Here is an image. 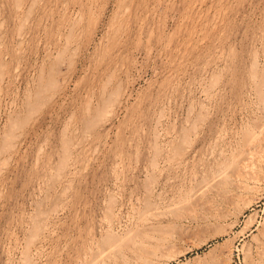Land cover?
<instances>
[{
	"label": "rangeland",
	"instance_id": "1",
	"mask_svg": "<svg viewBox=\"0 0 264 264\" xmlns=\"http://www.w3.org/2000/svg\"><path fill=\"white\" fill-rule=\"evenodd\" d=\"M0 28V264H264V0H0Z\"/></svg>",
	"mask_w": 264,
	"mask_h": 264
},
{
	"label": "bare ground",
	"instance_id": "2",
	"mask_svg": "<svg viewBox=\"0 0 264 264\" xmlns=\"http://www.w3.org/2000/svg\"><path fill=\"white\" fill-rule=\"evenodd\" d=\"M91 8V7H90ZM1 29V28H0ZM63 51V50H62ZM66 51H68L67 49H66ZM208 89V88H207ZM206 93V92H205ZM89 106V105H88ZM89 110V109H88ZM88 112V111H87ZM161 112V111H160ZM89 117V116H88ZM165 117V116H164ZM162 118V117H161ZM261 120V119H260ZM157 121V120H156ZM160 121V120H159ZM70 122V121H69ZM97 128V127H96ZM259 128L261 129V131L263 132V134H264V120H263V122L259 125ZM258 128V129H259ZM173 133V132H172ZM62 135V134H61ZM254 136H255V134H254ZM250 137H252V139H247V137H245L244 139H246V141H245V145H244V147L246 148L245 149V151L247 152H245V154L247 155V157H246V155L244 156V155H242V157L244 156V160L243 161H247L248 162V159H250L251 160V158L249 157V156H252V155H259V153H262L263 151H264V138L263 139H260V140H263L262 142H258L257 140H258V138H257V140H255V139H253L254 137L253 136H250ZM262 138V137H261ZM66 141V140H65ZM256 141V142H255ZM70 143V142H69ZM64 144V143H63ZM243 145V144H242ZM243 147V148H244ZM69 150V149H68ZM62 151V150H61ZM174 155V154H173ZM173 155H172V157H173ZM249 155V156H248ZM260 156H262V155H260ZM168 157V156H167ZM236 157V156H235ZM249 157V158H248ZM254 157H256V156H254ZM253 156H252V159L254 158ZM248 158V159H247ZM256 158H259V156L258 157H256ZM165 159V158H164ZM157 160V159H156ZM233 160V159H232ZM249 160V162L248 163H250V164H252L251 163V161ZM258 160V159H257ZM170 161V160H169ZM174 161V160H173ZM186 161V160H185ZM191 161V160H190ZM224 161V160H223ZM242 161V162H243ZM245 161V162H246ZM253 161V160H252ZM187 162H188V160H187ZM234 162V161H233ZM240 162H241V160H240ZM254 162V161H253ZM192 164V163H191ZM240 164V163H239ZM243 164V163H242ZM246 164V163H245ZM260 164V163H259ZM241 165V164H240ZM260 165H262V161H261V164ZM65 166V165H64ZM222 166V165H221ZM251 166V165H250ZM155 167V166H154ZM253 167V166H252ZM263 167V166H262ZM203 168V167H202ZM221 168V167H220ZM225 168V167H224ZM244 169V168H243ZM248 169V168H247ZM264 169V168H263ZM146 171V170H145ZM237 171V170H236ZM245 173V172H244ZM253 173H255V172H253ZM235 174V173H234ZM260 174V173H259ZM245 175V174H244ZM248 175V174H247ZM205 176V175H204ZM209 176H210V174H209ZM216 176V175H215ZM225 176V175H224ZM249 176V175H248ZM263 176V175H262ZM217 177H219L218 175L216 176V178H214V180L216 181V179H217ZM220 177H222V176H220ZM250 177V176H249ZM252 177H253V174H252ZM229 179V178H228ZM261 179V178H260ZM263 179V178H262ZM209 180H211V179H209ZM223 180V179H222ZM250 180V179H249ZM214 181V182H215ZM221 181V180H220ZM224 181H227V180H224ZM207 182V181H206ZM205 182V183H206ZM229 183L231 182V180L230 181H228ZM228 182H226V183H228ZM256 182V181H255ZM209 185V184H208ZM223 185V184H222ZM228 185V184H227ZM214 186V185H213ZM212 186V187H213ZM219 186V185H218ZM221 186V185H220ZM219 186V187H220ZM207 187V186H206ZM206 187H205V190H206ZM211 187V188H212ZM222 187V186H221ZM224 187V186H223ZM237 187V186H236ZM239 187V186H238ZM214 188V187H213ZM212 188V189H213ZM216 188V187H215ZM226 188V187H225ZM242 188H246V186H244V187H242ZM242 188H238V189H242ZM247 189V188H246ZM204 190V191H205ZM198 191V190H197ZM208 191V190H207ZM242 191H244L243 189H242ZM200 192V191H199ZM160 193V192H159ZM201 193H202V191H201ZM205 194V193H204ZM155 205V204H154ZM110 208V207H109ZM147 210V209H146ZM155 211V210H154ZM157 216V215H156ZM202 217V216H201ZM219 219V218H218ZM33 233V232H32ZM262 237H264L263 235H262ZM173 239L174 240H172L173 242L174 241H177V239H179L178 237H173ZM165 240H167V239H165ZM168 241H170L169 239H168ZM163 242V241H162ZM165 243H166V241H165ZM165 243H163L161 246H158L159 248H161V247H164L166 244ZM168 243V242H167ZM261 243H262V241H261ZM30 245V244H29ZM259 245V244H258ZM261 245V244H260ZM262 245H264L263 243H262ZM262 245H261V247H262ZM171 246V245H170ZM30 248V247H29ZM155 250V249H154ZM257 250H258V248H257ZM256 250V251H257ZM259 251H260V249H259ZM25 252V251H24ZM262 252V257H264V252L263 251H261ZM261 252H258V254L260 255V253ZM21 255V254H20ZM258 257V256H257ZM260 257V256H259ZM262 259V258H261ZM248 261H249V259H248ZM251 262V263H250ZM250 262H248V264H253L252 263V261H250ZM261 264V263H260Z\"/></svg>",
	"mask_w": 264,
	"mask_h": 264
}]
</instances>
